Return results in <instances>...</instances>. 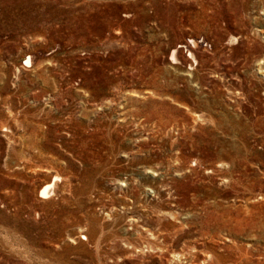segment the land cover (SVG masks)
<instances>
[{"label": "rangeland", "instance_id": "374dc122", "mask_svg": "<svg viewBox=\"0 0 264 264\" xmlns=\"http://www.w3.org/2000/svg\"><path fill=\"white\" fill-rule=\"evenodd\" d=\"M0 264H264V0H0Z\"/></svg>", "mask_w": 264, "mask_h": 264}, {"label": "bare ground", "instance_id": "6f19581e", "mask_svg": "<svg viewBox=\"0 0 264 264\" xmlns=\"http://www.w3.org/2000/svg\"><path fill=\"white\" fill-rule=\"evenodd\" d=\"M193 43H194V41H193ZM174 55V54H173ZM52 183H48V184H46L42 189H41V194H40V196L41 197H44V196H47V194L49 193V190H50V188L52 187Z\"/></svg>", "mask_w": 264, "mask_h": 264}]
</instances>
